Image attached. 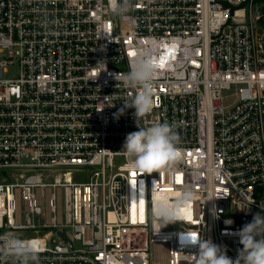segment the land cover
Here are the masks:
<instances>
[{"label":"built area","instance_id":"obj_1","mask_svg":"<svg viewBox=\"0 0 264 264\" xmlns=\"http://www.w3.org/2000/svg\"><path fill=\"white\" fill-rule=\"evenodd\" d=\"M132 3L122 19L109 0H0V236L39 264H195L187 232L235 259L233 233L264 215V0ZM138 59L155 107L136 122L115 75ZM164 122L172 171L129 169L127 134ZM185 190L159 230L156 206Z\"/></svg>","mask_w":264,"mask_h":264},{"label":"clouds","instance_id":"obj_2","mask_svg":"<svg viewBox=\"0 0 264 264\" xmlns=\"http://www.w3.org/2000/svg\"><path fill=\"white\" fill-rule=\"evenodd\" d=\"M109 4L113 14L122 19H126V13L135 7L132 0H109ZM115 79L118 82L117 85L137 90L131 100L124 103V108L120 110L121 114L124 109L132 108L135 110L134 116L137 122L153 110L155 71L150 60L138 59L131 71L126 74H116ZM137 126L139 130L127 134L120 151L126 157L129 169L141 174L160 170L171 172L172 165L179 161L182 155L178 147L180 136L175 130V124L155 123L150 127L142 128L137 123ZM193 198L194 193L185 190L175 204L159 202L155 209L159 230L168 224L182 221L178 209ZM233 235L239 237V243L242 245L237 249L235 259L227 255L226 246L217 245L211 239H204L199 234L187 232L181 240L191 245H198L195 264H264V215L257 212L250 222ZM5 257L10 258L13 264H39L38 248L14 235L0 236V260Z\"/></svg>","mask_w":264,"mask_h":264},{"label":"rangeland","instance_id":"obj_3","mask_svg":"<svg viewBox=\"0 0 264 264\" xmlns=\"http://www.w3.org/2000/svg\"><path fill=\"white\" fill-rule=\"evenodd\" d=\"M18 75V72H17V70H15V69H12L10 72H9V74H8V76H17Z\"/></svg>","mask_w":264,"mask_h":264},{"label":"water","instance_id":"obj_4","mask_svg":"<svg viewBox=\"0 0 264 264\" xmlns=\"http://www.w3.org/2000/svg\"><path fill=\"white\" fill-rule=\"evenodd\" d=\"M61 235L65 238L64 234H61Z\"/></svg>","mask_w":264,"mask_h":264}]
</instances>
